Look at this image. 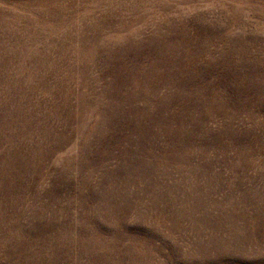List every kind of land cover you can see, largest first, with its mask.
I'll use <instances>...</instances> for the list:
<instances>
[{
    "label": "rangeland",
    "instance_id": "1",
    "mask_svg": "<svg viewBox=\"0 0 264 264\" xmlns=\"http://www.w3.org/2000/svg\"><path fill=\"white\" fill-rule=\"evenodd\" d=\"M0 264H264V0H0Z\"/></svg>",
    "mask_w": 264,
    "mask_h": 264
}]
</instances>
